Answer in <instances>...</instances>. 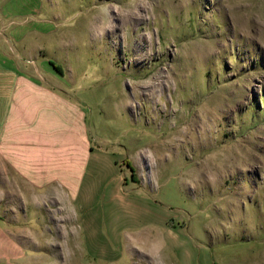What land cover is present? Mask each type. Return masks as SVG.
I'll list each match as a JSON object with an SVG mask.
<instances>
[{
  "label": "rangeland",
  "instance_id": "374dc122",
  "mask_svg": "<svg viewBox=\"0 0 264 264\" xmlns=\"http://www.w3.org/2000/svg\"><path fill=\"white\" fill-rule=\"evenodd\" d=\"M4 9L63 111L0 264H264V0Z\"/></svg>",
  "mask_w": 264,
  "mask_h": 264
},
{
  "label": "crops",
  "instance_id": "0c3cea01",
  "mask_svg": "<svg viewBox=\"0 0 264 264\" xmlns=\"http://www.w3.org/2000/svg\"><path fill=\"white\" fill-rule=\"evenodd\" d=\"M12 16L5 9L0 14L1 258L7 253V245L15 243L14 227L20 221V207L28 203L32 174L35 177L43 175L46 164L44 127L48 123L56 124L59 120L56 115L60 116L59 112L63 111L62 96L48 84L57 78L47 69L48 64L51 66L49 61L46 64L29 59L31 49L24 43L25 29L11 28ZM46 74L50 76L49 82ZM45 114L50 116L46 118ZM16 197L20 198L19 205L14 204L10 209L6 198ZM12 210L16 212L15 218L11 216Z\"/></svg>",
  "mask_w": 264,
  "mask_h": 264
},
{
  "label": "trees",
  "instance_id": "16d2710c",
  "mask_svg": "<svg viewBox=\"0 0 264 264\" xmlns=\"http://www.w3.org/2000/svg\"><path fill=\"white\" fill-rule=\"evenodd\" d=\"M49 63L51 64V66L59 73L61 74V67L59 65H57L56 63H54L53 61H49ZM133 172V170H132Z\"/></svg>",
  "mask_w": 264,
  "mask_h": 264
},
{
  "label": "bare ground",
  "instance_id": "6f19581e",
  "mask_svg": "<svg viewBox=\"0 0 264 264\" xmlns=\"http://www.w3.org/2000/svg\"><path fill=\"white\" fill-rule=\"evenodd\" d=\"M149 254H152V253H149Z\"/></svg>",
  "mask_w": 264,
  "mask_h": 264
}]
</instances>
